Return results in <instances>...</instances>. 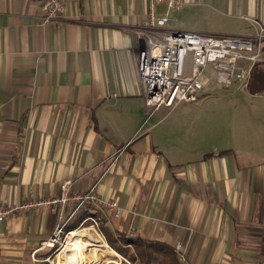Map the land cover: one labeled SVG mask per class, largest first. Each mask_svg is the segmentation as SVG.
I'll use <instances>...</instances> for the list:
<instances>
[{"label": "crops", "instance_id": "0c3cea01", "mask_svg": "<svg viewBox=\"0 0 264 264\" xmlns=\"http://www.w3.org/2000/svg\"><path fill=\"white\" fill-rule=\"evenodd\" d=\"M182 2L163 30L264 27V0ZM147 3L69 0L42 25L41 0H0V204L54 198L68 182L121 210L87 205L69 224L94 212L114 237L180 244L181 264H264V94L238 87L239 106L198 98L146 120L134 30ZM57 225L48 210L0 223V264H41Z\"/></svg>", "mask_w": 264, "mask_h": 264}, {"label": "built area", "instance_id": "2783aa9c", "mask_svg": "<svg viewBox=\"0 0 264 264\" xmlns=\"http://www.w3.org/2000/svg\"><path fill=\"white\" fill-rule=\"evenodd\" d=\"M67 1L69 0H41V24L45 25L62 16ZM158 5L166 7L167 12L163 16L155 14L154 7ZM182 6V0H148L144 28L134 30L141 41L137 55V73L144 87L145 105L148 109L146 120L160 108L172 111L181 103L196 102L208 82L203 76L206 69L215 72L218 84L223 87H228L233 82L243 83L247 87L254 67L264 65V27L258 26L252 37L163 30L169 21L168 12L179 11ZM188 56L191 58V73L185 74L184 65ZM129 144L130 142L125 144L119 153ZM87 205H94L116 219L121 215L114 200L99 198L92 188L86 192L74 193L70 189V183L66 182L61 185L57 197L10 205L0 204V223L7 222L13 215L32 210H48L58 216V225L52 237L42 245L51 248L72 217ZM68 206L70 212L66 217ZM94 224L97 225L95 221ZM180 250L181 245L175 246L176 252Z\"/></svg>", "mask_w": 264, "mask_h": 264}, {"label": "rangeland", "instance_id": "374dc122", "mask_svg": "<svg viewBox=\"0 0 264 264\" xmlns=\"http://www.w3.org/2000/svg\"><path fill=\"white\" fill-rule=\"evenodd\" d=\"M184 73L185 74L191 73V58H190V56H188L186 61H185ZM203 76H204V78L207 79L208 82H207V85L199 93V95H198L199 99L197 102H200L203 99L207 98L205 105L208 106L209 108H212V109H214L215 107H223V106L234 107V106H239L241 104L240 100L236 96L238 94V92H235V89H239L238 87L244 88L245 85L243 83L233 82L230 86L223 87L222 85L218 84L217 75L215 74V72H213L210 69H206L203 72ZM262 94H264V93H262ZM261 100L264 101V98H260V100H258V101H261ZM181 104H183V103H181ZM212 109H210V110H212ZM88 218H92L93 221L91 219H88ZM88 218L83 220L81 223H79L75 230L82 233L84 231V229L92 228L93 233L96 236L95 239L96 240H98L99 238L102 239L106 243V245L109 247V249L112 250L116 254V256L114 258L110 259V261L108 263H104V264H134V263H131L128 258H124V257L118 255L108 245L105 237L100 232V229L103 230L102 225H101V216L99 214L92 212V215L89 216ZM79 219H80V214H78L77 216L74 217L73 222H77ZM94 221L97 223V225L94 224ZM70 232H65V230H64L63 233L59 234V236L57 237V242L53 245V247L46 248L44 250L45 257H43L44 259H43V262L41 261L42 262L41 264H54L56 258H57L58 262L63 261L64 242L66 240L67 235ZM82 239L84 240V239H86V237H83ZM177 245H180V244H176L175 246H177ZM130 253H133L132 249H130ZM91 255L98 256L103 261H106L109 259V257L107 255H105V253H103L102 251H93V252H91Z\"/></svg>", "mask_w": 264, "mask_h": 264}, {"label": "trees", "instance_id": "16d2710c", "mask_svg": "<svg viewBox=\"0 0 264 264\" xmlns=\"http://www.w3.org/2000/svg\"><path fill=\"white\" fill-rule=\"evenodd\" d=\"M247 88L251 94L264 93V65L259 64L254 67ZM87 218L83 215L80 216L77 222L68 223L65 227V232L74 231L78 224ZM100 232L105 237L108 245L118 255L128 258L131 263L181 264V257H179L178 252L168 243L148 241L141 238H128L121 234L114 237L101 229ZM130 249H132L133 253H130Z\"/></svg>", "mask_w": 264, "mask_h": 264}, {"label": "bare ground", "instance_id": "6f19581e", "mask_svg": "<svg viewBox=\"0 0 264 264\" xmlns=\"http://www.w3.org/2000/svg\"><path fill=\"white\" fill-rule=\"evenodd\" d=\"M86 237V239H82ZM92 228L84 229L82 233L74 230L71 231L64 242V256L63 261L58 262L55 259L54 264H104L108 263L110 259L114 258L116 254L109 249L102 239H95ZM50 246V245H49ZM93 251H102L109 257L108 260L103 261L98 256L91 255Z\"/></svg>", "mask_w": 264, "mask_h": 264}]
</instances>
